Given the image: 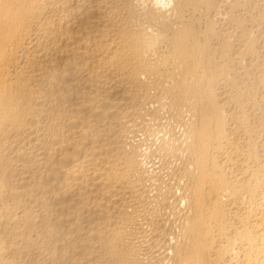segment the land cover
<instances>
[{"label":"bare ground","instance_id":"1","mask_svg":"<svg viewBox=\"0 0 264 264\" xmlns=\"http://www.w3.org/2000/svg\"><path fill=\"white\" fill-rule=\"evenodd\" d=\"M0 264H264V0H0Z\"/></svg>","mask_w":264,"mask_h":264}]
</instances>
